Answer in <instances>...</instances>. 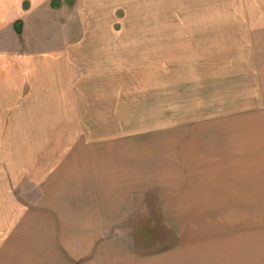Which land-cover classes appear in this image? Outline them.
I'll use <instances>...</instances> for the list:
<instances>
[{
    "label": "rangeland",
    "instance_id": "374dc122",
    "mask_svg": "<svg viewBox=\"0 0 264 264\" xmlns=\"http://www.w3.org/2000/svg\"><path fill=\"white\" fill-rule=\"evenodd\" d=\"M75 4L0 30V200L116 172L136 259L264 264V0Z\"/></svg>",
    "mask_w": 264,
    "mask_h": 264
},
{
    "label": "crops",
    "instance_id": "0c3cea01",
    "mask_svg": "<svg viewBox=\"0 0 264 264\" xmlns=\"http://www.w3.org/2000/svg\"><path fill=\"white\" fill-rule=\"evenodd\" d=\"M51 1L0 0V30L7 24L14 30L17 21L27 24L29 15L51 11ZM90 1L76 0L75 5L89 7ZM61 2L65 9L68 5ZM95 2L100 14L112 12L111 0ZM52 183L44 186L40 200L46 209L0 200V264H151L134 253L136 205L128 197L134 190L128 177L98 174L62 191L55 188L59 182Z\"/></svg>",
    "mask_w": 264,
    "mask_h": 264
},
{
    "label": "trees",
    "instance_id": "16d2710c",
    "mask_svg": "<svg viewBox=\"0 0 264 264\" xmlns=\"http://www.w3.org/2000/svg\"><path fill=\"white\" fill-rule=\"evenodd\" d=\"M65 3L67 5H72L73 4V0H65ZM51 7L53 9L60 8L61 7V0H52L51 1ZM14 30H15L17 35H21L22 34V22L21 21H17L14 24Z\"/></svg>",
    "mask_w": 264,
    "mask_h": 264
}]
</instances>
